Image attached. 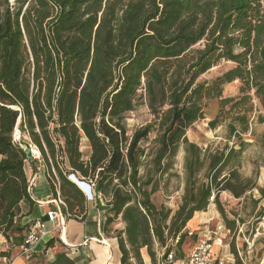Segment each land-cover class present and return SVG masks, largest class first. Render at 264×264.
<instances>
[{"label": "rangeland", "instance_id": "obj_1", "mask_svg": "<svg viewBox=\"0 0 264 264\" xmlns=\"http://www.w3.org/2000/svg\"><path fill=\"white\" fill-rule=\"evenodd\" d=\"M54 1L55 8L46 0H27L28 4L21 7L16 18L15 0H0V33L8 32L0 43V55L13 54V65L21 70L20 78L27 82L26 90L31 95L35 90V68L43 72L45 63L52 62L58 76L59 57L64 55L60 48L62 44L67 42L74 55L87 56L82 71L86 73L83 87L88 86V89L78 94L71 117H75L74 121L79 117L82 123L94 125L104 150L108 149L109 140L100 130L102 125L109 130H112L111 124L117 130L126 129L125 140L122 139L125 143L121 145L120 174H108L107 169L100 172L93 165L91 169L97 178L100 173L103 179L109 177L105 183L100 182V192L95 200L105 210L108 236L116 238L120 244L122 264H161L168 249L172 251L174 261H180L195 243V237L186 235L178 243L175 239L178 233L184 234L185 225L195 229L198 221L205 218L203 210L212 189L217 191L218 205L215 203L210 207V213L219 220H238L250 233L264 211V109L250 85L253 70L243 49L246 47L236 41L241 33L239 28L234 24L228 31H222L221 26L219 30L211 31V28L221 24L227 9L246 3H255L259 9H264V0ZM61 13L66 17L58 24L55 21ZM169 13L175 14L177 20L161 31L164 36L161 46H151L154 36L150 25L157 23V20H151L155 19L153 15L165 18ZM8 18L9 26L6 25ZM193 19L197 22L190 30H180L183 22L188 24ZM205 22L211 26L204 31ZM259 26L258 39L262 44L264 21ZM121 34H125L123 40L133 58L132 63L137 56L134 50L142 49L143 67L138 69V64L135 67L137 91L126 99L130 109L112 123L108 115L109 98L106 97L111 90H108L110 82L114 78L112 84H117L118 75L117 61L112 65L115 74H109L112 73L108 65L112 60L109 49L118 48ZM253 49L258 54L257 66L263 67L264 45ZM138 76L142 79L140 85ZM256 77L255 84L262 87L264 78ZM95 80L99 91L98 112L91 116L86 97L90 95L91 100H87L94 103L91 87ZM193 110L197 117L189 121L187 117ZM157 112L163 113L167 123L177 115L180 123L188 122L178 128L181 132L179 142L159 162L157 154L161 145L154 144L158 130H161ZM168 125L162 130H167ZM18 127L19 123L12 132V142L30 148L33 157L30 163L24 155L23 172L31 197V175L40 168L47 176V166L37 147ZM78 128L80 151L86 163H92L94 156L101 160L100 155L91 152L90 142L80 125ZM145 131L147 135L138 144L145 154L135 156L137 166L134 167L125 157L127 148L131 147L135 134ZM53 138L62 139L55 134ZM53 144V149L61 146L56 141ZM59 156L60 166L52 158V178L56 183L57 173L68 167ZM7 160L0 154V163ZM122 169H125L124 174ZM22 193L18 182L0 183V237L5 240L18 235V230L23 233L25 226L21 219L25 216L24 205L28 204L19 203ZM127 198L130 203H117ZM226 250L229 249H223ZM249 256L253 260L251 264L264 261V234L255 238Z\"/></svg>", "mask_w": 264, "mask_h": 264}, {"label": "trees", "instance_id": "obj_2", "mask_svg": "<svg viewBox=\"0 0 264 264\" xmlns=\"http://www.w3.org/2000/svg\"><path fill=\"white\" fill-rule=\"evenodd\" d=\"M46 1L55 8L56 4L54 0ZM15 4V7L17 8L14 10L17 18V15L21 13V7L28 3L27 0H15ZM8 15L10 14L8 13ZM153 16H155V19L151 20H157V23L154 26L150 25L151 34L154 36L152 37L153 40H151V46L159 47L161 46L164 38L163 32L161 31H164V28L168 27L170 22H174L177 19L175 18L176 15L173 13H169L165 18H157V14ZM65 17V14L61 13L55 22L60 24L64 21ZM222 17L221 24H216L214 28H211V31L215 29L219 30L220 26L222 31H228V28L232 24H234L236 28H239L241 33L240 36L236 38V41L239 45L246 47L243 49L245 50L247 56H249L253 70V80L250 85L254 87V96L258 99L264 109V85L261 87L258 84H255V81L257 80L256 75L264 78V66H257L256 60L258 54L257 50L253 49L255 46L256 49H258L260 45H264V43H260V36L258 33L259 28L261 27L259 26L260 23L264 21V9H259V6L255 5V3H251V5L246 3L237 8L227 9ZM9 18L6 20L7 26L10 25V23H8L10 20ZM49 19H51V17H49ZM196 22L197 19L191 20L188 24L183 22L180 30H190ZM210 26L211 24L205 22L204 31ZM18 30L21 33L22 30L19 23ZM7 35L8 32L0 33V43ZM128 37H130V35H128ZM118 39V48L109 49L112 52V60L108 61L111 71L112 65L117 63L116 72L118 75L117 84H112L114 78L112 79V82H110L108 90L109 88H111V90H109L106 97V99L109 98L108 115L110 122L112 123L114 121L116 122L119 116H122L130 109V104L127 103L126 99L130 94L134 95L133 91H137L135 81V72L137 70L135 67L137 64L138 69L143 67L141 62V56H143L142 49L136 48V50H134V52L137 53V56L134 58L135 62L132 63L133 58L131 57V54H128L127 43L123 40L125 39V34H121ZM231 41L233 40L231 39ZM60 48L61 51L64 52V55L59 57L60 71L58 76L57 72L53 71L55 66H52V62L47 61L45 63L43 72H40L39 68H35V74L33 75V86L35 87V90L33 95H31V92H27V82L21 80V70L19 67L13 65V54L6 56L0 55V154L8 158L7 161L0 163V183H20L24 193H22L19 203L23 202L27 203L30 207L32 206L33 201L27 191V181L25 180L23 173L25 157L19 146L13 144L12 142V132L14 130L16 120L20 115V123L18 127L19 131L22 135H26L29 138L30 143L37 147L47 166V178L52 188L53 195L56 196L58 191L60 198L66 205V208L70 210L78 206L79 203L86 201V199L77 185L67 178V175L73 174L78 181L89 184L96 194L99 193L100 182L103 180V183H105L109 177L103 179V175L100 173L99 178H97L95 173H91L92 165L94 167H98V171L100 172L105 171L106 169L108 170V174L113 172V174L116 175V173L119 172V167L121 166V160L123 158V155L121 154V145L122 142L125 143L122 139L124 138L125 140L126 129L119 128V130H117L114 124H111L110 126L112 130H109L104 125L101 126L100 130L106 135L104 138L107 141L109 140V147L108 149H105V152L103 147L100 145V135L96 131L94 125L88 123L84 124V122L82 123L79 117L77 121H74L75 117H71L75 106L74 102L81 90L85 93L88 89V86L83 87V79L86 77V73H83L82 71V66L87 56L84 54L79 56L74 55L72 48H70L67 42L62 44ZM33 60L35 61V59ZM115 61L117 62L115 63ZM109 74L111 76V74H115V71L113 70L112 73L109 72ZM137 82L138 85H140L142 82L141 76H138ZM96 83L97 80L93 81V87H91L93 89L94 103H90L92 98L90 95L86 97L88 109L92 112L91 116L94 115V112H98L99 91L96 88ZM82 97L84 98V96ZM88 98H90L89 101L87 100ZM121 100L122 102H120ZM150 100L151 99H148L149 102ZM81 105L83 107L84 102ZM89 105H91V107H89ZM195 111L196 110H193L187 117L189 121L194 120L195 117H197ZM156 115H159L157 122L161 130L164 129V126L169 124L167 130H158L159 134L154 142V144L158 146L161 145L157 154V162H159L165 157V155L169 154L170 150L179 142L181 132L178 128H183V126H186L188 122L184 121L183 123H180V116L177 115L172 122L167 123L162 112H157ZM78 125H80L83 133L90 142L92 148L91 152L100 155V157H102V159L100 158L101 160L97 159L98 156H94V158L92 157V163H86V158L80 151L81 137ZM121 125L122 124L120 123V126ZM52 126H54L53 129ZM54 134L58 138L62 139L57 140L56 138H53ZM146 135L147 131H145L144 134H135L132 139L133 141L130 143L131 147L127 148L125 157L128 158L134 167L137 166L135 156L140 153L145 154V152H142L143 149L138 147V144ZM53 141L61 143V146H58V149H53L55 148ZM59 155L62 156L64 163L68 167L66 169L60 168L62 173H57L58 178L56 179L58 181V188L56 189L55 185L57 183L54 182L52 178V158H55V160H57V165L60 166L58 161V158L60 157ZM107 157L108 160L105 161L104 159ZM101 164L103 166L99 167ZM122 170H124L122 172L124 174L125 169ZM112 185H110V187ZM212 192H214L213 189L207 196L203 211L206 210L208 198ZM215 192L217 191L215 190ZM129 199L130 198L119 200L117 203H130L131 201H129ZM215 203H217L216 200ZM224 221L227 227L234 226V222H230L225 218ZM187 226L188 224L184 226V229ZM24 230L25 227L23 231ZM18 232L21 233L20 230H18ZM184 236L185 234L178 233V241ZM170 251L171 250L168 249L164 257ZM62 262L68 263V261H62V259H59L56 260L55 264H61Z\"/></svg>", "mask_w": 264, "mask_h": 264}, {"label": "crops", "instance_id": "obj_3", "mask_svg": "<svg viewBox=\"0 0 264 264\" xmlns=\"http://www.w3.org/2000/svg\"><path fill=\"white\" fill-rule=\"evenodd\" d=\"M31 177L33 204L31 207L24 205L25 216L21 219L25 230L8 240L0 237V264H55L59 259L68 261L61 264H122L119 243L116 238L108 236L105 210L96 200L83 201L70 210L60 208L69 216L59 230L58 223L48 221L46 216V212L56 209V205L50 202L55 196L44 169L39 168ZM36 221L44 225L46 233L30 253L22 254L25 232ZM182 259L183 256L175 264Z\"/></svg>", "mask_w": 264, "mask_h": 264}, {"label": "built area", "instance_id": "obj_4", "mask_svg": "<svg viewBox=\"0 0 264 264\" xmlns=\"http://www.w3.org/2000/svg\"><path fill=\"white\" fill-rule=\"evenodd\" d=\"M67 178L77 185L86 201L96 199V193L89 184L78 181L73 174H68ZM57 185L58 182L55 185L56 189L58 188ZM50 202L56 205V209L46 212L47 219L50 222L56 221L58 229L61 230L69 215L61 212L60 208H66V205L60 198L58 191L55 198ZM214 204L215 193L212 192L203 213L205 218L198 221V226L195 229L187 226L183 230L185 236L195 237V243L189 248L179 264H251L253 260H250L249 255L254 247L255 238L264 234V211L249 233L243 228V224H239L238 220L233 221V227H227L224 220H219L212 215L209 208L213 207ZM45 233L42 223L38 221L32 223L25 232L21 253H30ZM178 239L177 237L175 241L177 242ZM223 249L229 250L223 251ZM174 259L175 257L170 251L161 264H175ZM259 264H264L263 259L259 261Z\"/></svg>", "mask_w": 264, "mask_h": 264}, {"label": "water", "instance_id": "obj_5", "mask_svg": "<svg viewBox=\"0 0 264 264\" xmlns=\"http://www.w3.org/2000/svg\"><path fill=\"white\" fill-rule=\"evenodd\" d=\"M21 149H22L24 155L26 156L28 162L31 163L33 161V157L31 155V149L26 147V146H21Z\"/></svg>", "mask_w": 264, "mask_h": 264}, {"label": "flooded vegetation", "instance_id": "obj_6", "mask_svg": "<svg viewBox=\"0 0 264 264\" xmlns=\"http://www.w3.org/2000/svg\"><path fill=\"white\" fill-rule=\"evenodd\" d=\"M17 123H20V115L18 116V118H17V120H16V124ZM15 124V125H16ZM19 146V148H21V145H18ZM28 146L30 147V145L28 144ZM21 151H22V149H21ZM22 153H23V151H22Z\"/></svg>", "mask_w": 264, "mask_h": 264}, {"label": "bare ground", "instance_id": "obj_7", "mask_svg": "<svg viewBox=\"0 0 264 264\" xmlns=\"http://www.w3.org/2000/svg\"><path fill=\"white\" fill-rule=\"evenodd\" d=\"M18 134V131H16V135ZM34 153H36V152H34Z\"/></svg>", "mask_w": 264, "mask_h": 264}]
</instances>
